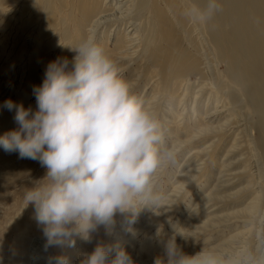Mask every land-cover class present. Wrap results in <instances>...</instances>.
<instances>
[{"label": "rangeland", "instance_id": "rangeland-1", "mask_svg": "<svg viewBox=\"0 0 264 264\" xmlns=\"http://www.w3.org/2000/svg\"><path fill=\"white\" fill-rule=\"evenodd\" d=\"M8 1L0 0V136L18 127L14 120L15 111L5 108L4 102L12 100L35 111L37 105L33 88L43 83L48 64L62 57L71 60L76 55L70 49L75 45L66 41L57 27L49 26L36 16L33 19L32 1L18 0L13 4L16 10L7 4ZM109 2L111 14L120 15V9L127 0ZM136 16L133 15L134 21L131 24H144L145 20L139 22ZM112 23L113 21H107L98 30L95 40L100 45L104 42V33L107 29L110 31ZM193 23L191 21L190 24ZM33 24L35 31L30 35ZM119 26L123 25L117 24L112 31L118 32ZM191 35L201 41L203 72L188 78L189 82L186 83L190 85V89L184 93V84L182 90L178 91L179 95L176 92L179 98L174 99L173 86L169 91L161 92L166 96L159 93L158 79L152 74L154 69L151 70V65L144 58L136 59L138 62L131 58L117 62L120 68L124 65L122 73L133 85L134 92L141 95L156 113L164 131L165 142L175 150V159L157 177L156 189L165 197L159 208L153 211L148 208L141 210L134 217V223H129L133 219L131 213H117L111 227L98 226V230L90 233L88 240H82L78 236L80 243L89 245L86 249L91 253L98 245H104L113 247L112 253L115 255L116 243L119 242L118 246L127 250L134 263L140 261L139 264H154L156 258L161 257L166 264V244L173 235L176 236V244L186 254L194 255L201 251L204 242L209 246L214 245L216 251L230 254L252 243L257 232L264 229V161L256 157L253 148L250 149L252 145L246 140L248 135L254 139L259 137L256 128L252 126L256 119L254 116H242L243 109L239 104L223 102L216 97L214 86L222 87L219 78L226 81V66L214 55L205 31L193 28ZM43 44L49 45L50 49L47 56L38 61L33 69L35 65L31 64V59L35 57V50ZM226 83L224 82L223 94L227 95L230 86ZM197 92L200 94L196 96ZM182 97L184 102L180 104L178 99ZM191 129L195 133L188 132ZM184 133L187 136L185 138ZM221 134L225 137L217 148L218 136ZM2 157L7 161L5 164L0 161V226L1 222L6 226L8 217L13 221L18 215L33 210L24 199L21 205H17V200L24 198L25 191L35 187L36 182L45 177L47 169L39 161L21 159L18 153H7L0 147L1 160ZM211 161L213 163L209 164ZM248 168L249 173L257 176L251 185V176L246 175ZM13 192L15 195H12ZM257 192L261 193L258 195L261 198L254 205ZM28 223L30 228L32 226V232H28L31 237L27 235L24 239L30 243L40 242L43 234L39 232L36 222L31 220ZM45 244L43 241L38 256L44 264H48L49 257L55 254L50 247L45 251ZM9 258L10 253L1 254L0 263H12ZM25 261L23 258L22 262Z\"/></svg>", "mask_w": 264, "mask_h": 264}, {"label": "clouds", "instance_id": "clouds-1", "mask_svg": "<svg viewBox=\"0 0 264 264\" xmlns=\"http://www.w3.org/2000/svg\"><path fill=\"white\" fill-rule=\"evenodd\" d=\"M208 0V12L217 9ZM76 55L50 62L41 85L34 86L36 110L12 100L18 127L0 136V147L21 159L39 161L45 177L24 194L43 226L45 251L79 236L88 240L98 226L115 223L117 213L134 217L159 208V172L175 159L162 125L147 101L133 90L119 65L91 36L75 47ZM98 245L82 264H134L126 249ZM48 264H69L51 256ZM155 264H165L158 257ZM166 264H264V229L254 241L230 254L204 242L201 251L186 254L173 235L166 244Z\"/></svg>", "mask_w": 264, "mask_h": 264}, {"label": "bare ground", "instance_id": "bare-ground-1", "mask_svg": "<svg viewBox=\"0 0 264 264\" xmlns=\"http://www.w3.org/2000/svg\"><path fill=\"white\" fill-rule=\"evenodd\" d=\"M2 1L4 2V0ZM25 1L22 2L26 3ZM30 1H32L31 12H33V19L36 16L38 19L46 21L49 26L57 27L62 37L66 41L72 42L75 46L86 37L91 36L96 39L98 30L102 29L107 21H113L111 26H108L110 31L107 29V32L104 33V42H101V46L107 54L116 63L118 60L123 62L124 59L128 58L138 62L136 59L144 58L145 62L151 65V70L154 69L152 74L153 77L158 79L157 89L159 93H165L173 86L174 99L179 98L176 92L178 94L184 84L186 88L184 93L188 92L190 85L186 82H189L188 78L191 75H201L203 72L201 68L203 62L200 54L202 52L200 50L201 41L192 37L191 30L194 28V30L205 31L208 43L212 44L214 55L225 64L227 70L226 76H224L226 81L219 78L222 89L217 87V85L214 86L216 97L223 102L230 101L233 104H239L240 108L243 109L241 112L242 116L255 117L256 121L253 122L252 126L256 128L259 137L254 139L248 135L246 140L252 145L250 149L253 148L252 150L255 151L256 157L264 161V0H232L228 2L216 0L218 7L211 14L207 10L208 0H127L125 6L120 9V15L111 14L110 0ZM17 2L18 0H9L7 4L13 6V9L16 10L17 8L13 4ZM133 15H137L135 18L139 22L145 20L144 24H131V21H134ZM191 21L194 22L192 25L190 24ZM117 24L123 26H119L118 32L115 33L112 29ZM33 26L35 25H32L31 32L28 30L30 35L35 31ZM43 46H40L39 49L37 47L38 50L34 52L35 57L31 59V64L35 65L33 69L36 68L38 61H42L45 55L47 56L48 54L49 45L43 44ZM39 64L42 63L39 62ZM123 67L124 65H121V68ZM224 82H228L230 86V90L228 86L229 94L227 95L223 94L225 89ZM158 90L156 93H158ZM162 93V96L165 95ZM198 94L200 93L197 92L196 96ZM184 97L180 98V100L178 99L180 104L184 102ZM172 115L175 116V114ZM176 116L178 118V115ZM209 130L211 131V128ZM188 132L195 133V130L191 129ZM180 137L183 136L180 135ZM185 137L187 136L185 135L183 138ZM218 137L217 148L225 135L221 134ZM210 157L211 159L213 158L212 155ZM0 161L5 164L7 160L0 159ZM210 163L213 162L211 161ZM246 175L251 176V179H249L250 185L253 184L252 180L257 179L256 175L249 173V168ZM8 192H10L9 188ZM257 193V197H255L253 202L254 205L258 204L259 198H261V196L258 198L261 193ZM12 195H15V193L13 192ZM23 199L19 198L17 205H21ZM29 205L33 209L31 212L27 211L24 215H18L13 221L8 217L6 226L1 222L0 255L10 253L9 259H11L10 262L12 263L9 264L45 263L38 256V250L42 248L43 241L47 243V239L43 234V226L39 225L35 219L34 205ZM28 220H32L33 223L36 222L39 232L43 234L40 242L34 241L30 243L27 239H24L29 234L28 232L32 230ZM33 233L35 232L33 231ZM72 239L75 241L74 246H72L71 241L65 240L62 243L52 245L50 248L55 256L67 257L69 264H82L86 255L91 254L86 249L88 244L80 243L78 236ZM118 245L119 242L116 243V246ZM110 256L114 257L115 255L111 253ZM23 258L26 260L25 262H22ZM139 263L135 262L134 264ZM0 264L4 263L1 262Z\"/></svg>", "mask_w": 264, "mask_h": 264}]
</instances>
